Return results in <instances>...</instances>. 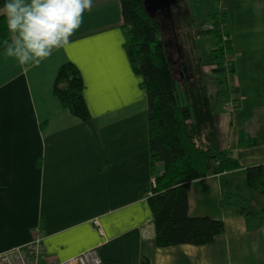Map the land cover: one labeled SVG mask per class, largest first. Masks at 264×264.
<instances>
[{"label":"crops","instance_id":"0c3cea01","mask_svg":"<svg viewBox=\"0 0 264 264\" xmlns=\"http://www.w3.org/2000/svg\"><path fill=\"white\" fill-rule=\"evenodd\" d=\"M185 4L212 91L221 87L209 18L215 9L231 32L237 107L227 111L218 95L212 108L217 146L242 167L186 183L189 214L219 219L224 231L205 245H155L146 92L124 47L120 1L94 0L71 43L39 66H21L0 50V252L29 241L39 225L56 259L97 247L100 264H264V223L249 224L228 201L264 208V194L248 187L244 171L264 166V0ZM65 62L81 74L85 121L53 92Z\"/></svg>","mask_w":264,"mask_h":264},{"label":"trees","instance_id":"16d2710c","mask_svg":"<svg viewBox=\"0 0 264 264\" xmlns=\"http://www.w3.org/2000/svg\"><path fill=\"white\" fill-rule=\"evenodd\" d=\"M119 1L124 47L146 92L148 143L154 175L147 202L155 245L208 244L224 231V223L208 216L189 214L186 183L242 167L216 143L212 100L218 95H227V88L212 91L201 70L198 42L188 25L191 16L184 0L175 4L169 15L149 13L142 0ZM209 18L216 38L212 56L222 63L224 53L232 54L231 39L222 43L218 28L219 24L228 25L226 14L217 13L215 9ZM226 30L230 33L229 27ZM6 39H10V34L5 18L0 16V50L5 47ZM229 72L233 73V61L229 62ZM83 87L78 68L71 62L61 64L53 92L63 108L85 121L90 114L83 98ZM156 163L162 164L160 174L156 173ZM244 171L248 187L264 194V166H249ZM228 201L249 224L256 220L264 223V208L253 209L249 202L239 197L230 196Z\"/></svg>","mask_w":264,"mask_h":264},{"label":"clouds","instance_id":"9594fccd","mask_svg":"<svg viewBox=\"0 0 264 264\" xmlns=\"http://www.w3.org/2000/svg\"><path fill=\"white\" fill-rule=\"evenodd\" d=\"M93 7L94 0H4L0 15L10 34L4 40V58L39 66L71 43Z\"/></svg>","mask_w":264,"mask_h":264},{"label":"built area","instance_id":"2783aa9c","mask_svg":"<svg viewBox=\"0 0 264 264\" xmlns=\"http://www.w3.org/2000/svg\"><path fill=\"white\" fill-rule=\"evenodd\" d=\"M226 39L227 37L222 36V40H226ZM232 59L233 56L224 53V60L222 61L221 64L229 68V62ZM223 79H226L227 82L226 88L228 94L226 95L224 103L226 106H228V108L233 109L235 108L236 103L231 92L233 86L232 76L228 70L224 72ZM93 224L101 232L97 220H94ZM42 240L43 237L41 233V228L39 225H37L32 229V235L29 241L21 245L10 247L0 252V264H100L101 263V257L99 255L97 247H92L83 250L65 259L51 258L47 255Z\"/></svg>","mask_w":264,"mask_h":264},{"label":"rangeland","instance_id":"374dc122","mask_svg":"<svg viewBox=\"0 0 264 264\" xmlns=\"http://www.w3.org/2000/svg\"><path fill=\"white\" fill-rule=\"evenodd\" d=\"M180 1V0H179ZM178 1V2H179ZM188 1H189V4H190V0H186V2L188 3ZM208 1L209 0H200V8H207V6H208ZM200 8H198L197 10L199 11L200 10ZM221 13L222 12V8H217V13ZM171 14V13H170ZM172 16V15H171ZM226 21H227V18H226ZM187 23V22H186ZM185 23V24H186ZM227 23H228V21H227ZM220 25V24H219ZM218 25V28H219V32H220V34H221V42L223 43V42H225V40H222V36H224V37H227L228 39H231V32L230 33H226L227 32V30H226V28H228V25L227 26H219ZM226 25V24H225ZM211 29L213 30V26H212V24H211ZM192 33H193V37H194V39H195V32H194V30L192 29ZM214 37H215V35H214ZM216 39V38H215ZM216 49V45L213 47V50H212V52L214 51ZM218 49H220V46L218 47ZM228 55H229V53H227ZM231 56H233V54H230ZM233 60V59H232ZM231 60V61H232ZM223 61V60H222ZM230 61V62H231ZM220 65H221V68H220V74H219V76H220V79L222 80L221 81V83H219V84H221V88H225L226 87V85H227V82H226V79H223V76H224V72L225 71H229V68L226 66H223L220 62H218ZM231 82V81H230ZM228 95V94H227ZM223 98L225 99L226 97H224L223 96ZM235 100V99H234ZM236 103V102H235ZM236 107H237V105L235 104V108H233V109H231V108H228V106H226L225 105V103H224V109H226L227 111H233V110H235L236 109ZM94 225V224H93ZM35 227V226H34ZM33 227V228H34ZM97 228V227H96ZM98 229V228H97ZM15 246H17V245H15ZM13 247V246H12Z\"/></svg>","mask_w":264,"mask_h":264},{"label":"water","instance_id":"95a60500","mask_svg":"<svg viewBox=\"0 0 264 264\" xmlns=\"http://www.w3.org/2000/svg\"><path fill=\"white\" fill-rule=\"evenodd\" d=\"M178 0H142V5L145 10L151 12H162L169 15L172 7Z\"/></svg>","mask_w":264,"mask_h":264},{"label":"flooded vegetation","instance_id":"af4514ba","mask_svg":"<svg viewBox=\"0 0 264 264\" xmlns=\"http://www.w3.org/2000/svg\"><path fill=\"white\" fill-rule=\"evenodd\" d=\"M178 1H179V0H178ZM178 1H177V3H178ZM177 3H176V5H177ZM176 5H175V6H176Z\"/></svg>","mask_w":264,"mask_h":264}]
</instances>
